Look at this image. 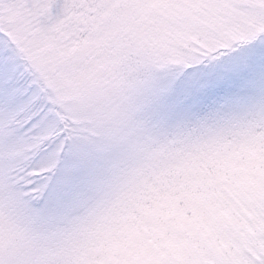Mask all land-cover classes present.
<instances>
[{
  "label": "snow or ice",
  "instance_id": "obj_1",
  "mask_svg": "<svg viewBox=\"0 0 264 264\" xmlns=\"http://www.w3.org/2000/svg\"><path fill=\"white\" fill-rule=\"evenodd\" d=\"M0 264H264V0H0Z\"/></svg>",
  "mask_w": 264,
  "mask_h": 264
}]
</instances>
